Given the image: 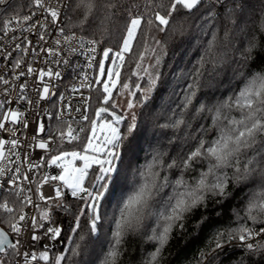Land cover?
I'll use <instances>...</instances> for the list:
<instances>
[{
    "label": "snow or ice",
    "instance_id": "1",
    "mask_svg": "<svg viewBox=\"0 0 264 264\" xmlns=\"http://www.w3.org/2000/svg\"><path fill=\"white\" fill-rule=\"evenodd\" d=\"M31 4L22 22L0 20V264H162L174 233H185L197 212L196 231H213L189 264H223L233 252L229 264L264 258V7L252 18L245 0ZM180 16L206 38L203 51L158 114L166 146L150 142L133 167L127 149ZM113 29L118 43L97 60ZM52 32L57 47L47 43ZM50 64L75 74L67 91L56 83L64 74ZM85 89L99 106L92 108ZM21 102L25 111L15 107ZM49 166L59 172L43 171ZM52 209L69 217L67 232ZM42 239L63 247L54 251Z\"/></svg>",
    "mask_w": 264,
    "mask_h": 264
},
{
    "label": "trees",
    "instance_id": "2",
    "mask_svg": "<svg viewBox=\"0 0 264 264\" xmlns=\"http://www.w3.org/2000/svg\"><path fill=\"white\" fill-rule=\"evenodd\" d=\"M245 2L248 5L252 18H255L259 9L264 7L261 0H245ZM30 11H32L31 0H9L7 5L0 6V20L22 17ZM197 23H201V21H197ZM170 27H174L176 30L170 33V38L165 37L167 39V55L164 57L160 68L162 73L161 79L153 93V100H151L145 108L140 110L143 115L138 122V129L134 133L135 139L132 140L127 149L126 159L134 161L133 167L144 162V157L149 150L150 142L155 144L158 140L162 149L166 146V140L161 135L163 130L156 127L157 123H164L165 120L163 117H158V114L165 111L173 89L178 88V84L182 83V81L179 80L181 73L187 71L191 67V64L195 62L198 55L202 54L203 51L201 44L206 38L200 35L191 20H187L183 16H180L170 24ZM74 28L75 22H73L68 30L71 31ZM158 35L163 36L164 34ZM97 38H100L98 34ZM118 39L119 33L115 29H113L110 36L103 38V42L99 46V59L101 58L100 56H102L103 48H115ZM257 63H259V60ZM132 68H134V65L126 66L125 69H122V80L129 74ZM132 80L134 81L135 77H133ZM127 82L132 83V81ZM140 83L142 87L147 86L144 81H140ZM119 87L120 85L118 84L117 88ZM91 97L92 108L94 109L99 106L98 101L95 99L96 93L94 91L91 92ZM91 110L92 109H90V111ZM67 146H70V144H65V147ZM71 200L72 198L69 196L68 201L71 202ZM50 212L56 223L62 224L65 232H67L69 227V217L55 209L50 210ZM199 218L200 213L197 212L188 220L187 231L185 233H174L173 238L167 246L162 264H189V261L193 260L199 250H206V244L212 235L213 226L206 225L197 232L195 226L199 221ZM228 219H230V217L226 218L225 223ZM43 244H50L54 251L62 249L63 247L59 243H54L47 239L41 240V245ZM144 248L151 250V246L147 244L144 245ZM228 251L229 250L226 248L225 252L227 253ZM238 254L239 253L233 252L231 255H225L223 264H229V261L234 259ZM82 259L88 260L89 256L84 254ZM250 264H264V258L260 255H256L252 258Z\"/></svg>",
    "mask_w": 264,
    "mask_h": 264
},
{
    "label": "built area",
    "instance_id": "3",
    "mask_svg": "<svg viewBox=\"0 0 264 264\" xmlns=\"http://www.w3.org/2000/svg\"><path fill=\"white\" fill-rule=\"evenodd\" d=\"M29 13H30V12H29ZM29 13H27L26 15H28ZM24 16H25V15H24ZM22 17H23V16H22ZM22 17H19V18H21V22H22ZM15 18H17V17H13L12 19H15ZM15 26H16V25H13V27H15ZM25 27H27V25H25ZM66 31H70V30L66 29ZM18 34H19V33H18ZM24 34L27 35L26 32H25ZM56 36H57V33L52 32V34H51L50 36L46 37V40H47L48 45H50V46H52V47H57V46L54 44V40H55ZM30 38L33 39V40L36 39L35 36H32V37H30ZM4 42H5V43H10V42L7 41V40H5ZM74 43H75V42H74ZM65 54H67V48H66V47H65ZM41 55H43V53H42ZM95 56H96V59L99 60V47H98V49H97V52L95 53ZM85 59H86V56H82V57H80V59H79V63H80L81 65H83ZM33 66H34V67H37V65H33ZM39 66L43 67L44 65H43V64H40ZM49 66L53 67V68L56 69V70L61 71V72L64 74V80H63V82L61 83L60 81H56V83H57V85L61 88V90L67 91L68 86H69L70 84H72V83L75 81V74L72 72L71 69H66V68H64L63 66H56V65H54V64H50ZM47 79H48V78L46 77L45 80H47ZM31 81H32V78L29 77L30 88H31ZM30 94L33 95V99L36 98V96H35L33 93H30ZM14 95H15V91H13V96H14ZM84 95H86V96H87V95H91V93H89V91H88L87 89H85V90H84ZM2 98H3V97H0V99H2ZM69 98H70V100H71V94H69ZM73 102H74V101H73ZM47 106L50 108V110H51L52 113H55V112L58 111V108H53V107H51V105H47ZM15 107L19 108L20 111H25V109H26L28 106H27L26 102H21L20 104H16ZM5 110H6V109H5ZM2 111H4V110H0V114H2ZM27 118H28L29 120H31V119L33 118V117H32V114H31V110H29V112H28V114H27ZM41 119H44V117H41ZM49 122H50V124H52L53 126L55 125V120H54V119H53V120H50ZM8 126L11 127L12 125H11V124H8ZM27 131L30 132V131H31V127H30ZM38 153H39V150H37L36 153H34V154H38ZM53 170H55V172H59V169L56 168L55 166H49V167L45 168L43 171L53 172ZM43 191H44V193H45L46 195L48 194V192H49V188H48L47 185L44 186ZM41 204L43 205L44 202H41ZM25 211H26V212H28V211L35 212V209H31V207L29 206L28 208L25 209ZM37 215H38V214H37ZM0 226H3V225H0Z\"/></svg>",
    "mask_w": 264,
    "mask_h": 264
},
{
    "label": "rangeland",
    "instance_id": "4",
    "mask_svg": "<svg viewBox=\"0 0 264 264\" xmlns=\"http://www.w3.org/2000/svg\"><path fill=\"white\" fill-rule=\"evenodd\" d=\"M100 57H102V56H100ZM107 63V62H106ZM67 150H71L72 149V145H70V146H67V147H65ZM77 163H79V162H77Z\"/></svg>",
    "mask_w": 264,
    "mask_h": 264
}]
</instances>
